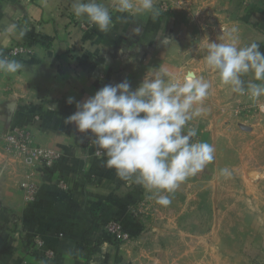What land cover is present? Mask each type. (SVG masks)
Masks as SVG:
<instances>
[{
  "label": "crops",
  "instance_id": "crops-1",
  "mask_svg": "<svg viewBox=\"0 0 264 264\" xmlns=\"http://www.w3.org/2000/svg\"><path fill=\"white\" fill-rule=\"evenodd\" d=\"M71 3L0 0V51L6 56L14 44L30 50L9 58L22 62V70L0 73V264H225L218 241L210 246L214 239L208 227L194 236L188 225L192 189L206 187L193 179L200 172L171 194L168 206L160 205L142 186L120 179L105 165L106 157L95 155L94 145H87L90 132L81 133L65 120L76 111L75 101L83 102L104 85L127 79L134 90L146 72L166 65L180 79L192 73L210 82L206 111L190 126L197 129L193 140L211 144L207 122L220 117L218 110L255 100L232 92L206 67L205 46L225 41L235 30L239 46L257 42L264 53V0H155L161 13L155 20L146 12L121 13L116 0H103L113 19L107 33L75 17ZM9 23L24 35L4 36ZM164 38L170 43L162 44ZM11 125L26 127L35 145L54 149L60 159L52 167L25 166L5 151ZM28 181L37 186L31 203L20 188ZM150 200L156 219L164 214L177 227L144 228ZM214 217L218 237L219 213ZM113 219L128 232V240L115 241L105 231ZM252 221L246 223L248 237ZM196 237L199 244L193 245Z\"/></svg>",
  "mask_w": 264,
  "mask_h": 264
},
{
  "label": "clouds",
  "instance_id": "clouds-1",
  "mask_svg": "<svg viewBox=\"0 0 264 264\" xmlns=\"http://www.w3.org/2000/svg\"><path fill=\"white\" fill-rule=\"evenodd\" d=\"M121 13H149L153 20L161 13L155 0H116ZM75 17L86 19L107 33L113 23L112 14L103 0H72ZM135 33L140 28L133 29ZM6 37L24 35L16 23L3 29ZM169 44V38L161 40ZM204 63L219 76L231 91L257 100L264 96V53L257 42L239 46L235 30L227 39L206 44ZM24 65L9 59L0 51V73L15 74ZM251 74L250 80L243 77ZM211 84L192 73L178 78L166 65L146 72L133 90L127 79L106 84L83 102L75 101L76 111L66 118L81 133H91L97 156L106 157L105 165L114 168L125 182L142 186L156 203L168 206L171 194L189 177L201 172L214 160V147L193 140L197 129L190 122L202 116L203 102ZM68 97L67 103H74ZM220 174L231 175L228 168Z\"/></svg>",
  "mask_w": 264,
  "mask_h": 264
},
{
  "label": "rangeland",
  "instance_id": "rangeland-1",
  "mask_svg": "<svg viewBox=\"0 0 264 264\" xmlns=\"http://www.w3.org/2000/svg\"><path fill=\"white\" fill-rule=\"evenodd\" d=\"M259 99L260 102L257 99L219 109L217 115L220 117L207 122L208 134L213 136L214 160L193 178L200 179L206 187L192 189L188 225L194 236L200 229L208 227L209 239H214L213 245L209 244L214 248L218 241L223 250L219 257L225 264H253L255 260L264 264V252L258 253L264 250V220L261 216L264 213V96ZM223 168H228L231 175H221L219 170ZM248 172H257V175L251 177ZM214 181H218V187L207 185ZM149 202H145L149 207L143 213L144 228L177 227L172 220L163 217L164 214H159L156 219V204H152V200ZM217 213L218 237L214 217ZM249 218L255 223L250 237L246 232ZM198 240L196 237L192 244L198 245L195 243Z\"/></svg>",
  "mask_w": 264,
  "mask_h": 264
},
{
  "label": "built area",
  "instance_id": "built-area-1",
  "mask_svg": "<svg viewBox=\"0 0 264 264\" xmlns=\"http://www.w3.org/2000/svg\"><path fill=\"white\" fill-rule=\"evenodd\" d=\"M29 52L28 47L14 44L8 48L6 56L8 58L17 57ZM4 139L5 151L19 158L29 168L38 165L52 167L61 157V154L54 149L35 145L29 130L21 125H11L6 131ZM87 145H93L91 143V136L87 140ZM58 185L64 188L62 181H59ZM20 188L24 192V200L26 203H31L36 199L37 186L34 182H22L20 183ZM104 228L108 235L115 241H126L130 238L128 232L123 229L117 220H109L106 222ZM38 243L40 244L41 242L38 241Z\"/></svg>",
  "mask_w": 264,
  "mask_h": 264
},
{
  "label": "water",
  "instance_id": "water-1",
  "mask_svg": "<svg viewBox=\"0 0 264 264\" xmlns=\"http://www.w3.org/2000/svg\"><path fill=\"white\" fill-rule=\"evenodd\" d=\"M243 129H245V128H243ZM248 175L251 177H255L257 175V172H249Z\"/></svg>",
  "mask_w": 264,
  "mask_h": 264
}]
</instances>
